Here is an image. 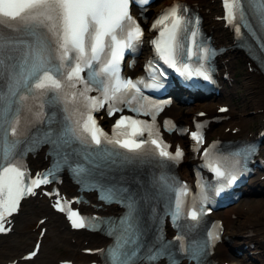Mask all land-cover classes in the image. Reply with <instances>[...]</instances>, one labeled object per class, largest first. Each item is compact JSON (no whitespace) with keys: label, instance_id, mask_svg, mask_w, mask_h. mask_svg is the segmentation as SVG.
I'll return each mask as SVG.
<instances>
[{"label":"snow or ice","instance_id":"snow-or-ice-1","mask_svg":"<svg viewBox=\"0 0 264 264\" xmlns=\"http://www.w3.org/2000/svg\"><path fill=\"white\" fill-rule=\"evenodd\" d=\"M133 2L143 7L149 0H0V25L17 33L0 31V234L11 231L5 225L11 223L9 217L15 218L14 214L21 211L22 201L38 195L39 189L52 184L67 167L81 184L98 188L102 201L116 202L125 209L118 218L102 219L85 217L66 208L60 199L52 205L58 212L67 213L73 229L106 228L105 234L115 237L114 245L107 250H96L106 255L107 264H137L141 259L147 264H156L160 259L179 264L174 251L177 243L180 254L203 264L208 249L220 239L219 227L208 230L205 239L186 246L183 235L167 241L162 224L164 217L170 216L182 233L199 226L212 211L207 207L208 189L198 182L201 191L189 207L184 199L187 186L180 185L165 171L159 178L153 176L147 184L133 179L131 183L138 185L136 188L125 186L130 183L127 177L121 175L117 181L115 175L109 174L123 173L130 166L152 161L162 170L181 162L183 149L177 146L174 153L169 151L170 146L163 141L157 124V116L169 101L146 96L142 89L163 92L169 86L168 70L174 71L188 86L199 80L213 83V60L217 52L198 40L202 35L200 18L190 16L186 7L174 4L151 24V30L158 35L150 40L154 56L146 62V77L135 80L123 77L126 52H135L144 39L141 23L130 12ZM223 2L225 22L233 26L234 22L242 21L264 49V0ZM250 17L253 22H249ZM240 31V27H235L238 37ZM242 46L254 51L247 40ZM260 66L264 67V60ZM85 70L87 78L83 75ZM93 85L99 97L89 95ZM45 104L62 105L63 119L57 120L54 112L47 117L48 131L22 140V113L27 114L23 119L25 126L39 121L45 117ZM117 104L128 105L136 115L151 116V122L122 114ZM105 105L110 118L119 114L112 135L99 127L95 116ZM54 124L58 127L53 128ZM170 124L172 127L168 129ZM164 126L166 130H176L169 120L164 121ZM204 127L196 123V130L190 133L196 152L200 149L195 145L204 141ZM145 134L147 138H142ZM41 143L53 146L49 152L53 165L33 178L30 170L25 169L23 158ZM216 147L213 142L204 149L203 166L217 177L213 190L220 195L236 183L239 169L246 168L248 159L255 153V145H246L235 152L228 168L220 163L222 158L214 156ZM44 195L58 197L59 191ZM182 220L194 223H181ZM40 223L43 228L46 222ZM40 236H46V229ZM42 247L41 240L14 264H32Z\"/></svg>","mask_w":264,"mask_h":264},{"label":"bare ground","instance_id":"bare-ground-1","mask_svg":"<svg viewBox=\"0 0 264 264\" xmlns=\"http://www.w3.org/2000/svg\"><path fill=\"white\" fill-rule=\"evenodd\" d=\"M172 1L174 0H166L164 3L170 4ZM217 5V2H211L207 5L210 9L207 18L209 25H211V29L215 33L217 41L220 44H224L228 42L229 39H232V36L230 32L223 27L222 22L212 19V16L218 10ZM238 56L241 55L237 51L227 53L223 62L224 66L228 70L234 68L237 64ZM246 86L250 93L249 99L255 106L254 110H258V117L264 121V78L256 72L248 73L246 76ZM228 88V85H225L224 89L221 90L220 95L217 96L216 94H212L211 99L207 101L196 102L193 105L174 104L172 110L173 114L176 118L184 120H189L190 114L196 110H206L210 115H215L214 108L218 103H222V101L233 103L235 89L233 87V89ZM230 115L231 117L229 120L215 129H220L222 131L221 134L224 137H233L231 134L224 131L226 126H232L233 128L240 127L241 130L237 135L240 137H251V134H257L254 133V130L250 127L253 120V117L251 120V115L242 116L236 112V109L233 107L230 111ZM189 170L188 166L184 165L181 171L187 175ZM262 174L264 175V171ZM252 180L259 181L260 179L254 178ZM41 214L42 216L49 217V232L45 236L43 249L41 251V255L45 258V261L41 264H58L57 260L60 259L58 249L62 246H65L71 257L80 260L86 259L77 251V248L82 246L83 240H89V242L98 244L99 246L102 244V240H99L97 235H89L85 234V232H81L79 235H75L76 237L72 236L68 227H65L62 217L51 212L46 202L39 199H29L25 202L23 212L20 214L15 226L17 236L6 238L0 237V264H3V261L10 258L12 255L23 252L28 246H30V240H35L36 234L30 232L31 228H29V224L35 221L37 215ZM231 214L244 216L243 222L236 223V221L232 219ZM214 216L225 218L229 229V238L231 237V241H229L231 246L227 243L218 246L215 255L218 260L221 262H229L230 264H262L264 262L263 256L256 255V253L261 251L264 247V195L260 197H245L244 200L241 199L238 202L229 205L223 211L215 213ZM36 221L34 228L37 224ZM74 239L76 240L75 242ZM242 244H249L254 247H250L246 252L239 256L231 251V247L240 248ZM250 250L253 253L252 255L248 253ZM40 257L36 258L32 264H39Z\"/></svg>","mask_w":264,"mask_h":264},{"label":"rangeland","instance_id":"rangeland-1","mask_svg":"<svg viewBox=\"0 0 264 264\" xmlns=\"http://www.w3.org/2000/svg\"><path fill=\"white\" fill-rule=\"evenodd\" d=\"M238 62L240 63V60ZM239 63H238V65H239ZM237 68L235 69V74L237 76V83H236V87H235L234 102H236L237 107H238L240 112L243 111L244 114L247 116L253 115L251 113V111L254 110L255 106L253 105V103L249 99L250 93L248 92V89L246 86V75H247V74L245 75L246 68H245V66H243L240 69H237ZM252 117H253V120H252ZM251 120H252V122L251 121L250 122L254 126V125H256L258 118L256 116L255 117L251 116ZM259 188H260V190H259ZM257 189L259 190L258 193L261 192L260 196L264 195V189H262V187L259 186ZM252 197H255V196H252ZM33 224H31V226Z\"/></svg>","mask_w":264,"mask_h":264}]
</instances>
